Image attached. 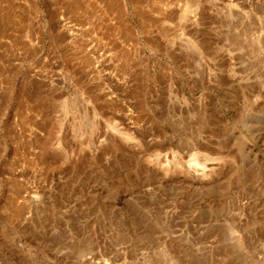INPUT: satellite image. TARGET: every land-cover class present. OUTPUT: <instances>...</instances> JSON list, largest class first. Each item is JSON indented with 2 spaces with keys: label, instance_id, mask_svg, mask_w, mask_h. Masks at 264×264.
I'll list each match as a JSON object with an SVG mask.
<instances>
[{
  "label": "rangeland",
  "instance_id": "1",
  "mask_svg": "<svg viewBox=\"0 0 264 264\" xmlns=\"http://www.w3.org/2000/svg\"><path fill=\"white\" fill-rule=\"evenodd\" d=\"M0 264H264V0H0Z\"/></svg>",
  "mask_w": 264,
  "mask_h": 264
},
{
  "label": "bare ground",
  "instance_id": "2",
  "mask_svg": "<svg viewBox=\"0 0 264 264\" xmlns=\"http://www.w3.org/2000/svg\"><path fill=\"white\" fill-rule=\"evenodd\" d=\"M127 139V138H126ZM222 146V145H221ZM220 146V147H221ZM220 149V148H219ZM191 156H194L195 157V154H192ZM206 165V164H205ZM200 166V168H201V176H204V174H205V171H208V170H210L211 172H214L215 171V168H210V169H207V167L206 166Z\"/></svg>",
  "mask_w": 264,
  "mask_h": 264
}]
</instances>
